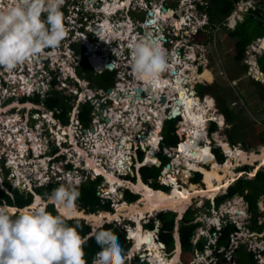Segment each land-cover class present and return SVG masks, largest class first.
Instances as JSON below:
<instances>
[{
	"label": "clouds",
	"instance_id": "1",
	"mask_svg": "<svg viewBox=\"0 0 264 264\" xmlns=\"http://www.w3.org/2000/svg\"><path fill=\"white\" fill-rule=\"evenodd\" d=\"M74 1L77 0H0V68H4L8 71H11L19 65V69H20V65L22 64L24 65L25 61L43 54V52L46 49H51V50L57 49L65 37L64 15L63 12L61 11L62 3L68 4ZM99 1L102 2L101 0ZM189 1L195 2V6L193 8H189V10L195 14V15H191V19L195 21L196 27L185 28V30H188V33L186 34L187 38H190V36L192 37V35L198 33V31L200 30H203L206 26H210V18L205 11L207 1L206 3H203L202 0H189ZM243 1L244 0H239L238 6L234 11L236 10L241 11L245 8L242 5ZM149 2H151V0H134V1L131 0L129 7L132 10H138V12L139 11L145 12L149 8L148 5ZM184 2L185 0H181L180 3L181 8L183 7ZM166 6L168 7V5ZM187 7L188 6H184L183 9ZM155 8L156 7H154L153 9ZM166 19L167 20L164 19L163 21L165 22L163 25L164 34H162L164 37H166L169 34L170 29L173 28V26H171L172 19L170 17ZM228 22L229 19H226V25L228 24ZM260 38L263 39L264 37H260ZM253 41L247 46L245 57L247 56H250V58L255 57V56H251L253 54H251L249 49V47L253 44ZM120 42H121L120 39L115 40L112 38L111 41H106L105 45L103 44L102 49L104 47H107L106 46L107 44L110 43L119 44ZM118 44H115L114 46ZM165 48H166L165 44L162 41H160L159 43V42H152L151 40H148L147 42L138 41L131 45V69L139 80H142L145 83H149V82L155 83L159 80L161 75L168 69V53ZM57 51H59L60 53L54 56V60H53L54 65L57 67H62L63 69L64 67H67L71 72H73V69L78 66V64L76 63L77 62L76 59H74L73 56L66 57L62 49H57ZM67 53H69V51H67ZM260 53L261 52H257L255 54L261 55ZM189 54H190L189 58L193 59L191 53ZM258 58L259 57H257V61L255 62L258 66V69H260L258 64ZM196 62L197 59H194L192 62L189 63L194 64L197 68V71L200 73L202 72L203 63L196 64ZM249 64L251 67L256 66L254 65V63H249ZM2 75H4V77ZM9 78L10 77L8 73L0 75V109L5 108L4 106L6 105L13 112L11 110H10L11 112H5L1 109L0 115H6L10 113V115L18 114L23 116L24 96H27L23 92L25 89L24 90L19 89V87L13 85L14 83L12 82L14 81L10 80ZM196 82L199 84H203V82L200 81H196ZM193 91L195 92L196 95L200 96V94L195 89H193ZM201 97L202 96H200V98ZM204 99L205 98H203V100ZM9 104H14V105L10 107ZM17 107L18 109L17 111H15L14 109ZM21 121L20 119L17 120V124L9 128H7L3 124V128H5L6 131L9 130L10 135L11 132H15V131H17L18 134H22L24 132L21 131L22 130L24 131L25 129L24 122H26L25 125H29V122L24 121V119ZM218 121H219L218 118H216L214 121L209 120L208 123L211 124L216 123L219 127L220 124ZM0 123H2V121H0ZM15 126H19V128L15 130L16 128ZM43 128H45L44 125ZM208 128L209 127L207 126L208 133L213 134V132H215V131L211 132L210 129ZM35 129H38V127H36ZM44 131H46L47 133L46 139L48 138L47 141L49 145H51L55 150L49 152H44L40 150L39 154H35V150L30 147H28V149L25 150V152H27L28 154L36 156V158L32 157L31 159L30 156L26 154L28 158V162L32 161L29 162V164L31 163L32 166L27 165V168L25 170L27 171V177L25 181H24V171L19 173L15 169V165H12V163H10L9 160H7V157H10L9 154L1 153L0 160H2V162L5 165L2 168H0V191H4L8 194H12L13 187L18 188L20 191H24L26 193L27 192L32 193L33 200L28 206L25 207L10 205L7 202L0 203V264H87L85 260V250H84V246L87 243V237H82V235L78 231V225L70 226L67 223V220L68 219L84 220L80 218H72L74 212V202L78 197V192H76L75 188L77 186H80L84 180L89 178L96 179L97 177L101 176L103 177L104 181H106V179L104 175H99L93 178L91 176L92 169L90 167L86 169L83 166L77 165L76 163L77 161L79 164L80 161L84 162L85 158L82 157L80 160L79 158L78 159L75 158L77 157L76 156L77 154L74 155L73 150L76 148H74L73 144L70 143L71 140L68 139L67 135H66L67 140L66 141L64 140L62 146H60L57 141L55 142L54 136H52V132L54 131L49 133L48 128L44 129ZM41 134H42L41 131H39L38 132L39 139ZM56 140H57V135H56ZM25 142L28 145V142L27 141ZM78 145L84 148V146H82L81 144L78 143ZM58 146L60 150H56ZM215 149L221 150L223 149V147L214 148L213 149L214 153H215ZM166 150L167 149L164 147L165 156L170 158V155ZM69 153H72V155L69 156L70 155ZM155 154L156 153H153V155ZM146 155H147V151L141 152V156L143 158L142 161H140L139 158L137 160H135L133 157L130 158L131 165H129L130 166L129 169L132 168V169L140 170L143 166L150 165V164L148 165L144 164ZM223 155L226 156L224 153ZM215 156H217L216 153ZM22 157H24V154L22 155ZM9 159L11 160V158ZM43 159H46L47 161V163L45 162L46 165L42 163L44 162ZM65 160H67L68 162H65ZM225 160L226 157L223 162H225ZM54 161L66 165V167L68 168L67 173L64 171L63 166L52 167L51 163ZM140 163H143L144 165H141L139 167L138 164ZM168 163H170L169 160ZM159 164H157L155 161L151 163V165H156V166H159ZM48 165L50 167H48ZM39 166L43 168L37 170ZM58 167H61L62 170H59ZM163 167L166 169L167 164L164 165ZM50 168H52L53 170ZM255 168L256 167H254V169ZM75 169L78 170V173L79 170L82 171V177H80L78 173L75 172ZM4 171L5 174L3 173ZM116 171L117 174H123L121 172H118V170ZM251 171H249V173ZM192 172L194 173L199 172L201 174V177L203 176L201 171H192ZM71 176L74 178L73 180L74 183L68 184L71 181V179H69L68 177ZM77 177H79V179L81 180H77L76 179ZM121 177L123 178V176ZM56 178H58L61 181L63 180L66 186H63L62 183L60 184V181H56ZM199 180H201V178ZM18 181H21L20 185L22 186L23 189L18 187V184H16ZM50 182L58 183L59 187L53 189L50 193H47L46 195L41 194L36 190L38 187L47 185ZM117 187L128 190L130 189L119 186ZM118 188H117V192H118ZM245 191L243 194L241 193L234 195L235 197L237 195H242V196L244 195L243 200L237 201L234 199V201L232 202V207L236 206L237 209L239 210V213L237 214L230 212L224 217V218H228V220L231 221V224L234 226V228L236 226L239 230H241V232H243L242 237L244 236L246 237L249 234V232H247L246 229L241 227L243 225H248L247 223L248 221L251 220L253 222L254 220L252 218V216H254L253 210L251 209L250 204L245 196L249 191L247 193H245ZM134 193L141 196L140 192L134 191ZM98 194H99V190H98ZM37 195L40 196L45 195L44 202H46V200L48 201L45 207L39 201H37L36 204L32 206V204L35 202ZM234 196L228 199H231ZM216 198L217 196L213 199L206 198L207 202L209 200L212 201V205L210 204V206H212L211 209L213 207L219 208L222 203L228 200L226 199L219 206H217ZM106 200H110V199H106ZM127 200L130 201L129 199ZM197 201L198 200H196V202ZM110 202L112 203V200H110ZM49 203H52L54 205V207L56 208L59 214L53 215L52 213L46 210V207ZM113 204L115 205V203ZM58 205L60 206V208L65 209V213L60 212V208L58 207ZM198 207H201V205H198ZM17 208L23 211L19 213L18 211L15 210ZM189 208L190 206L185 210V212ZM258 208L259 209L261 208L259 204H258ZM12 209H14L15 211L13 212ZM261 212H263V209H261ZM210 215H212V211L211 214L207 216ZM262 216H264V213H262ZM259 217H261V215ZM196 218L197 217L195 212L194 222H200L198 228L201 227L205 231L203 233L204 235L202 234V236H200L199 241L204 240L205 244L202 249L203 252H200L201 249L196 247L199 241L196 245L193 243L195 246L194 249H197L202 254L203 261L204 259H206L207 261V257L209 258L210 255H212V258H209L211 259V262L214 259H219V261L226 260L224 255L230 250V248H226V251L221 253L217 252L215 249V245L218 246L226 245L227 247V245L229 244V239L228 242L225 244H218L219 238L224 232L223 229L227 226L226 224H224V220L222 221L221 217L219 218L216 216L217 223L211 224V221H207L210 225H208V228H206L201 226L203 225L202 220L197 221ZM126 220L131 221L132 225L128 226L127 224H125ZM84 221L86 223L90 222L86 219ZM123 221L124 222L118 219L114 221V223L117 225L119 224V226L121 224H125L124 226L121 225V227L125 229L126 238L128 241H130L131 243L130 246L133 247L134 240L129 237L128 229L130 226L136 225V223L133 222L132 219H130L129 217L125 218ZM235 221L239 222V226L235 223ZM88 224H90L92 228L97 230V228L103 227L106 224V222L105 224L99 227L98 226L94 227L92 223H88ZM219 224H221L220 227L222 228V230L221 228H219L218 226ZM250 226H252V224ZM257 227H261L262 230L264 224L262 225L258 224ZM156 228H159V230L156 231L155 230ZM198 228L196 229L194 235H196ZM151 229H153L152 232H155L154 234L155 240L158 241L159 244L164 243L160 239V235H159L160 221L158 219H157V223L155 222L154 228ZM251 229H257V228H251ZM96 230L94 231V233L96 232ZM177 230L179 231V228L178 229L175 228V232ZM218 231H222V234L214 243L212 242L213 240L212 235ZM175 232H174L175 245L177 246L176 244L177 232L176 233ZM94 233L92 229V232L88 235V237L93 235ZM178 237L180 238V234L178 235ZM94 238L96 244L100 248V251L95 254L96 258L93 259L90 264H126L127 260H130L127 262L129 264H132V258L138 256V255H134L133 257H131V259L129 258L127 259L125 250L119 241V237L111 230H99L95 233ZM139 253H141L140 250H138V254ZM147 253L148 252H146V254ZM207 253H210L209 256H206ZM249 256L253 257V254H249ZM138 257L140 258V256ZM140 260L145 261V264H151L150 261H148V258L145 259L140 258ZM248 262L250 264L252 263L251 261Z\"/></svg>",
	"mask_w": 264,
	"mask_h": 264
},
{
	"label": "bare ground",
	"instance_id": "2",
	"mask_svg": "<svg viewBox=\"0 0 264 264\" xmlns=\"http://www.w3.org/2000/svg\"><path fill=\"white\" fill-rule=\"evenodd\" d=\"M78 1H80V0H78ZM82 1L87 3L88 9L90 11H92V12L96 11L98 13L97 10H99V9L96 8V6L98 5L97 0H82ZM103 1H104L103 2L104 3L103 11H99V12L100 13L104 12L103 14H105V15L103 16L102 20H96V25H98L100 32L95 35V37H97L98 39H101V43H102V41H111L112 38L116 39V40L120 39L121 41L124 42V44L126 43V41H128L130 43L132 41L133 42H138V41L147 42L148 40L154 39V37H157L158 39L156 41H153V42H159L160 43L161 40H160L159 36L154 35L153 32H151V33L149 32V35L140 36L134 32L135 28L132 26V24L130 22H127V20L115 22L114 20L111 19V17L109 18V15L114 10H116V9L122 10L126 7H129L131 0H126V1L125 0L124 1H121V0H103ZM186 1H188V0H185V2ZM185 2L183 5H187V3H185ZM243 3H244V7H245V4H247L248 2L243 1ZM194 6H195V2L193 4V7ZM156 8H157V11L155 10L156 12L152 11V13L155 16V19L148 21L146 24H141L140 27H143L142 25H145L144 26L145 28L149 27V29H150L153 26L157 25V24L155 25V20L156 21H157V19L167 20L166 19L167 17H170L171 19H173L172 20L173 23H175V25H177L179 27H180V25H182V22H179L182 18H184L183 19L184 24L182 26H188L190 21H193L191 19V14H189V13L187 15L185 12L182 11L183 13L181 12L180 17L176 20V19H174V17L172 18V16H174L173 11H170V13L166 14L167 11H165V9H163L161 7L159 8V6ZM162 10L164 11V13ZM69 21L71 22L73 20L70 19ZM232 23H234V21ZM68 28L70 29L71 26H68ZM66 33L67 32L65 30V34ZM132 44L133 43H131V45ZM87 45H88V50L90 51V53H89L90 59H96L98 61V64L102 65V63L104 62V58L102 57L101 53H99L100 51H98V44L93 43L92 45H90L88 42ZM249 49H250L251 54H253V55L257 52H263L264 51V39L259 40V42L253 43L249 47ZM111 50L116 51L115 56L117 55L120 58H122V55L125 54L122 47H120V48L113 47L110 50L107 47L104 48V51H106L105 54H109V52ZM68 51H70V49H68ZM113 51H111V52H113ZM194 57H195V55L193 54V58ZM174 58H175L174 60H171L170 62H168V69L161 75L159 80L155 83H151V82L145 83L144 81L139 80L132 70H131V75L136 80L133 81L134 79H132V82H131L129 87H128V83H126V82H120L119 83L118 88L126 89L125 92L127 93V97L128 96L131 97L133 95L132 93H136L137 91L139 94L144 93L143 90H142V92H140L139 88H142L144 90L151 88V89H153V91L151 93L153 94L155 92L154 96L155 95L156 96L154 99L152 98V95L149 94V96L151 95L152 100L149 99V97H147V98L144 97L143 94H142V97H139V99H137V100H131L130 98L125 99V100H128L127 102H129V106H132V104H131L132 101H136L135 103H133L134 110L137 113H139L140 111H143V110L146 111L145 113H147L149 116L144 115V118H145L144 121L145 120L149 121V122L152 121L153 125L151 127L152 128L156 127V128H154L153 131H151L147 134L150 136V140L146 143L147 135L142 136L143 133L145 132L144 123H143L144 121L139 120L138 122L136 121L137 123H135V121H133L135 116H134V118H130L129 121L133 125L134 131L136 132V130L137 131L140 130L138 132L139 134L138 133H134V134L137 135L138 137L142 136L141 137L142 140H140V141H141L143 147H146L147 145L152 146V144L154 142L156 145V146H154V151H156L157 147L159 149V145H160L161 140H159L158 137H161V136H159L160 134L158 135V131H159V129L162 128L163 123L160 122V124H158L157 122L159 120H162L165 117H166V120H169V119H174V118L181 116L183 114L186 117V120H184V121H186L185 124H187L188 126H190L191 124H195L196 127L198 128V131H195V129H190L188 127L187 128L184 127L181 129L180 125L183 126V124H181L182 122H178L179 124L177 125V127H178L179 131L181 130L183 132L184 131L188 132L194 140L204 142L205 145H206V142H208V138L211 141H216V142L219 141L220 146L224 147L226 149V152L230 158H234V157H237L238 159L248 158L247 163L252 164L255 161H260L261 164H264V148L261 149V151L259 153H256V152L248 153L241 148H236L237 150L233 149L230 146V144L228 142H226L223 137H221V135L219 133L215 134V136H217V138H215V136L211 137L209 135L207 127H206V125H204L205 121H206L204 116L209 112L210 106H208L207 103H205V102L206 101L210 102V104L213 105L215 100H214V98H211L208 96V97H206V101H205V99L202 101V99L200 98L199 95H196L193 90H190L188 88L185 89L184 85L187 82H189V84H191V87H192L191 89H193L195 86L194 84L196 83L197 80L204 79L206 81H212L214 79V75H213L212 71L209 70L207 67L204 69L203 72L199 73L197 71L196 66L194 64L188 62L190 60L189 58H188V60H186V57H185V60L184 59L181 60V59L177 58V56H175ZM114 62H115V66L119 65V63H116L117 61L115 59H114ZM125 63H126L125 65H128V63H130V61L125 62ZM184 64H187L188 66L184 65ZM27 65H28V63H27ZM254 65H256L255 66L256 67V76H258L259 78H262L263 74L257 68L256 62L254 63ZM30 67L32 68L31 62H30ZM67 69H68L67 67H64V70H67ZM173 69H176L178 71L177 76L179 79L177 82L173 81L174 76H175L172 72ZM24 71H26V69H24V67L21 69H18V70L13 69V70L9 71L8 73H10L9 74L10 80H13L14 81V82H12V83H14L13 85L19 87V89H23V90L25 89L28 91L33 90V88L36 85H38L37 83L32 82V80H31L32 79L31 72L33 71V69H30L28 74L27 73L24 74ZM188 72H189V75L187 74ZM166 73H167V75H166ZM0 75H1V73H0ZM34 79H37V77H34ZM116 95L117 94H112L111 96L114 99H116L117 98ZM164 95H166L167 97ZM157 97H158V99H159V97H161L162 102L164 104L165 103L166 104L165 105L160 104L161 106L154 109L151 107L152 105L150 103L153 102ZM168 98L171 99V101H168ZM178 98H180L183 101L182 104H178L176 102V99H178ZM150 109H154L153 110L154 115L157 114L158 118H160V119H158L157 117H156V119L152 118L153 114H151ZM126 112H128V111H126ZM140 113H142V112H140ZM211 113H212V111H211ZM107 114L110 116V118L107 122L108 124L101 123V127H99L100 130L105 126L107 127L105 130H103V131L101 130L103 137L100 134L97 135L98 134L97 131H95L97 133H92V134L89 133V137H87V139L89 140V143L92 146L91 147L92 151H93L92 153H86L87 152L86 149L81 148L78 145V143L77 144L74 143L75 148L79 152V156L80 157L84 156V158H85L84 162L80 161V163L78 164V161H77L76 163H77V165L83 166L86 169L88 167H90L92 169L91 176L93 178H95V176H97V175H104V177L106 176L105 178L107 179V182L109 184H111V188H109L107 190L108 193H111L112 191L116 192L117 188H116V185H114V184H117L119 181H123V183L119 182L120 183L119 187H125L123 185L126 184L127 187H125V188L131 187L134 189L135 192H140L143 196V199H142L143 202L142 203H144V205H142V206L141 205H134V204H132L133 202L131 204L128 202L124 204V202L121 200L120 202H118V204H116V206L119 205V207H121V208L117 207V209L114 208V210H108V212H102L101 210H99V211H96L93 213H85L83 210H78L77 206L80 208V205L78 203L74 202L73 216H75V217L72 216V218H80V219H84V220L86 219V220L90 221L94 225V227H96V226L99 227V226L105 224V222L110 223L111 221H116L117 219L112 220V219H114L112 217H113L114 212L116 210H118V211H116L117 212L116 216H119L118 217L119 219H122L123 217L124 218L129 217L130 219H136V221L138 223V227L136 229L134 227H130V229H129L130 230L129 231L130 237H133V236L136 237V239L138 240L139 246H141L145 243L148 245V247H150L152 249L153 255L150 257L152 264H177L180 260V255H181V242H180V238L178 237V234L176 233L177 234V238H176L177 239V246H176V250L174 252V256L172 255L171 257H167V255H162V256L157 255L156 254L157 249L153 245L152 241H150L148 238H145L144 236H142L140 231H139L140 220H142V218H144V217H147L146 214H148V213L151 215L154 214L156 212V209H157V211H159V210L161 211L162 209L163 210L171 209L174 211L177 210V211H179L180 214H182L189 206L191 207L194 199H198V200L201 199V201H202V200H204V198H211V199L215 198L220 192H223L224 189L226 191L228 189L229 184L233 183L232 181H235L241 175V173L236 174V172H235L236 168L234 170V167L239 166V164L234 165L230 162H226V163L220 162L218 160L217 156H215V153L213 151L214 148L212 149V147H211V148L206 150V147L204 145H202L199 149V153L201 150L204 153H202V154L200 153L199 155H192L190 153V151L188 150V148H187L188 146L186 145V143H183V141H180L177 145H166L165 146L169 155L172 158V162H170V166L167 167L163 171L162 174L160 173L159 179H158V181L161 184L168 186V187H171L170 192H164V190L161 191V189H157V188L151 186L146 181H144L141 178V176H139V178L137 177L139 180L137 179L136 181L135 180L133 181L132 179H124L120 176V174H117L116 170H119L123 174H126L127 170H129V166L125 164L124 158L125 159L130 158L129 154H130V145L131 144L127 143L128 136H125L122 138V143H120L118 145L120 150L116 149V145H115V141H114L115 139L112 138L113 137L112 131L115 134L122 135L123 132L121 131L120 128L126 122L128 123V117H124L123 115H121L120 112L115 111L113 109L108 111ZM212 115H213L212 117H208L207 124H208L209 120L214 121L216 119V116L214 114H212ZM222 117H220V119L218 118V120H219L218 122L220 125L221 124L223 125V123L225 121L224 117H223V121L221 120ZM4 119H5V120H3L4 123L3 122L2 123L6 127L14 124L13 120H11L10 118H8V119L4 118ZM138 125H139V127H137ZM99 126H100V124H99ZM145 126H146V124H145ZM15 127H16L15 130H17V128H19V126H15ZM112 128L115 130H112ZM205 130L207 131L206 138L203 136V134L199 133V131L204 133ZM29 131H30V129H29ZM58 135H60V134H58ZM106 135H108L110 137H106ZM126 135H127V133H126ZM135 135H133V136L135 137ZM13 136L10 134L8 135L5 128H0V138L3 141V145H1L2 143L0 144V157H1V153L9 154L10 157H7V160H9V162L12 163V165H15L16 166L15 169L20 173V172L24 171L23 166L26 167L27 165H29L25 150L28 149V147H30V148H33L35 150V154H39V151L43 148L44 145L41 142V140L38 138V132L36 130L30 131V132L24 134V136L19 134V135H17L18 138L13 137ZM103 138H104V140H103ZM136 140H137L136 142L138 143L139 138H136ZM25 141L28 142V145ZM0 142H1V140H0ZM12 145H14V148H12ZM124 145H126L125 149H124ZM178 145H181V147H180L181 153L178 155L177 154H171L170 150H168V149L170 148V149L176 150ZM170 146H172V148ZM220 146H217V147H220ZM122 150H124V151H122ZM109 152H112V153H109ZM23 154H24V157H22ZM148 154H150V153H148ZM155 155L152 156L155 159H157L155 162L157 164L161 163L160 159ZM9 158H11V160ZM106 158H107L106 161L108 163L105 162ZM43 161L47 163L46 159H43ZM153 161L154 160L150 159L147 163H152ZM109 164L113 167V169H109V170L107 169L110 167ZM141 165H144V164L140 163L138 166L140 167ZM178 165H183V169L177 168L176 166H178ZM174 166H175V168L178 169V171H181L182 173H184L186 175H188L186 170L191 171V172L192 171H201V173L203 175L202 177L204 180V184L206 183V185L205 186L198 185L197 187H195L196 185L194 186V184H196V183L193 182L192 186L186 187L184 184H181L179 182L178 177L174 178V176H176V174L172 171V168ZM101 167L105 168V170H103V168H101ZM58 168H59V170H62L61 167H58ZM38 169H41V167L39 166ZM251 173L253 174L255 172H250V174ZM25 174H27V173H24V175ZM186 175H183V178L185 181L187 178ZM167 176H170V177H167ZM26 177L27 176H24V181H25ZM69 179L72 180L73 177L71 176ZM188 181L189 180H187L186 182H188ZM20 183L21 182H19V184ZM16 184H18V182ZM111 189H112V191H111ZM41 197L42 196L37 195L35 202L32 204V206L34 204H36L37 201H39L40 203H43L42 205L45 207V205L48 201L46 200V202H42ZM124 201H126V200H124ZM58 207L60 208L59 205H58ZM123 209H125V210H123ZM12 211L14 212L15 210L12 209ZM231 211H232L231 213H235L236 211H238V209L236 206H234L231 209ZM60 212L65 213V209L60 208ZM123 212H124V214H121ZM106 213H108V214H106ZM238 213H239V211H238ZM209 219L213 220V222H211V224L217 223L216 222L217 221L216 216L210 217ZM100 222L102 224H100ZM144 251H147V249H145ZM144 251H141V253ZM133 252H135V249H133ZM143 255H145V253H143Z\"/></svg>",
	"mask_w": 264,
	"mask_h": 264
},
{
	"label": "flooded vegetation",
	"instance_id": "3",
	"mask_svg": "<svg viewBox=\"0 0 264 264\" xmlns=\"http://www.w3.org/2000/svg\"><path fill=\"white\" fill-rule=\"evenodd\" d=\"M157 1L151 0V2L148 3L149 8L144 12L145 15L143 19H136L134 16L131 15V13L133 12L138 13V10H132L130 7H126L122 9L120 12L119 10L115 12L117 14L119 13L118 14L119 16L117 19H114V21L116 22V21H126L127 20V22H130L132 26L135 28V33L140 36L149 35V32L150 33L153 32L154 35L159 36L160 40L165 44V47H166L165 49L167 50V53H168V62H170L171 60H174L175 56H177V58L181 60L186 57V60H188L189 55H190L188 53L190 52L192 54V57H193V54L195 55V57L193 59L189 58L190 60L188 62H192L194 59H197L196 64H199L198 59L200 60L201 57L199 58V56L200 55L202 56V53L198 52L197 47L195 51L193 48L189 47L190 45L188 43L189 38H187V36H179L178 34L171 33L172 29H176L179 27L175 25V23L172 22L171 26H173V28L170 29V32L166 37L162 35L164 34V28H163V25L165 23L163 22L164 19H157V21L155 20V25L156 24L157 25L153 26L150 29L149 27L148 29L147 27L146 28L140 27L141 23L146 24L148 21L155 19L154 14L152 13L153 14L152 15L150 13L155 10L157 11V8L153 9L154 6L155 7L159 6V8L160 7L167 8V10H165L167 11L166 14L170 13V11H173L174 16H172V18L174 17V19H178L180 17L181 12L182 11L184 12V9L181 8V4H180L181 0H174L177 2V5H174L171 0H157ZM253 1L255 3L254 6H257L259 9H262L261 13L263 14L264 13V0H253ZM78 3H79L78 0L72 3H68V4L62 3L61 11L63 12V15H64V27L67 26L65 29L67 33L65 34V37L62 40L60 46L57 48V49H62L66 57L73 56V58L76 59L77 61L76 63L78 64V66L73 69V72H71L69 69L64 71L62 67L55 66L53 60H54V56L56 55L57 49L55 50L46 49L43 52V54L29 59L30 61L34 62L35 66L38 64V66H40L41 68L37 66L39 68L37 70L38 76H35L37 77L38 85H36L33 88V90L24 91V94L27 95V96H24V121H28L29 126L32 129H35L36 125L40 126L41 128L40 130L42 133L40 135V140L44 145L41 151L49 152V151L55 150L51 145H49L47 141L48 138L46 139L47 133L46 131H44V129L48 128L49 133L54 131L52 132V136H54L55 142L57 141L55 133H57V131L60 132L62 130H66L68 132L67 137L68 139L70 138L72 139V140L70 139L71 140L70 143L73 144L74 147H75L74 143L75 144L79 143L82 146H84L83 149L87 150L86 153H92L93 152L91 148L92 146L89 143V140L87 139V137H89V133L92 134V133H97V132L103 137V135L100 133L99 127H101V123L108 124L107 123L108 120H106L105 118L110 117L107 114V112L113 109L115 111L120 112L121 115H123L124 117H128L127 126L125 128H120L121 131L123 132L122 135L115 134L112 131V135H113L112 138L115 139L114 141H115L116 149L120 150L118 145L122 143L123 137L128 136L127 143L131 144L130 145L131 154H129V157L130 158L133 157L135 160L139 158L140 161H142L143 158L141 156V152L147 151V154L148 153L152 154L153 151H152L151 145L150 146L147 145L146 147H143L140 141L142 140L141 137L144 135H147L149 132L153 131L154 128L156 127L154 128L151 127L153 125L152 121L150 122L146 120L144 121L145 119L144 115L149 116L147 113H145L146 111L139 110L142 113L140 112L137 113L134 110L133 103H135L136 101H132L131 102L132 106H129V102H127L128 100H125V99L130 98L131 100L133 99L137 100L139 99V97H142V94H143L144 97L146 98L149 97V99L152 100V98L154 99L156 96V95L154 96L155 92L152 94L151 92L153 91V89L148 88L145 90L143 89L144 93L139 94L137 91L136 93H132L133 95L131 97L130 96L127 97V93L125 92L126 89L118 88L120 82L128 83V87H129L132 82V79H134L131 75V70H132L131 69V43L125 44L128 50L126 49V53L123 54L124 56L122 55V58L118 57L117 55L115 56L116 51H113V50H111L113 51V53L109 52V54L104 56V59L106 56H108L110 58V61H112L111 56L114 55L113 58L117 61L116 63H119V65H116L114 69L112 70L103 69L101 72H99L91 66L90 56H89L90 51L88 50V45H87L88 42L90 45H92L93 43L100 44L98 46V48H100L99 49L100 52L104 51L102 50V47H103V44L105 45L106 43V41H102L101 43V39H98L97 37H95L97 33H95L93 30L94 28L99 29L98 25H96V20H102L103 16L105 15L103 14L104 12H101V13L99 12V11H103L104 5L98 4L96 6V8L99 9L97 10L98 13L96 11H95L96 13H93L90 10H86L85 9L86 5L84 4L81 5L82 10L75 9L74 7L79 5ZM166 5H168V7ZM250 6H252V4H250ZM257 10L258 9L256 7L255 9L250 10L249 17H250L251 23H252V18H253L252 16L255 15L256 18L258 17ZM109 18H110V15H109ZM70 19H72L73 21L70 22L69 21ZM111 19L113 20V18ZM68 21L70 23H68ZM244 22H246V19L244 20ZM69 24L71 26L70 29L68 28ZM239 25L240 24H238L234 29L239 28L238 27ZM241 28L242 27H240L239 29ZM231 31L234 32L233 30ZM187 33H188V30H186V33L184 34H187ZM253 34L256 35V37H259L258 36L259 33L257 31H255ZM115 44H118V43H110V44H107L106 46L110 50ZM66 46L70 49L69 53H67ZM118 46H121L120 43L114 47L117 48ZM29 60L24 62V69H26V71H24V74L26 73L28 74L30 71L29 69L30 61ZM129 61L130 63H128V65H125L126 64L125 62H129ZM200 63L202 64V62ZM86 65H89V67L92 69V72L84 69V66ZM106 70L113 72L112 73L113 83L110 86H107L106 84H104L103 80H101L100 78L101 77L100 74L104 73ZM8 72H9L8 70L4 68H0L1 74H6ZM9 74L10 73H8V75ZM2 76L4 77V75ZM135 80L136 79H134L133 81ZM112 94H117L116 95L117 98L114 99L111 96ZM149 94L152 95V98H151V95L149 96ZM137 95H139V97H137ZM168 101H171V99L168 98ZM150 104L152 105L151 106L152 108L156 109L161 105H165L166 103L164 104L162 102L161 97H159V99L157 97ZM209 106L211 110V107L213 106L211 105ZM101 108L103 109L102 111H100ZM154 109H150V112L151 114H153L152 118L156 119V117L158 118V115L157 114L154 115L153 113ZM3 111H7V110H3ZM9 118L13 120L11 117ZM130 118H134L133 121H135V123H137L139 120H142L144 121L143 122L144 124L148 123L150 125V126L148 125V129L143 133L141 137H138L137 135L134 134L135 131L133 129V125L129 121ZM15 120L17 121L19 120V118H16ZM159 121L163 123L162 128L159 129L158 131V135L160 134L159 136H161V137H158V139L161 140V142H160L158 151H156L155 153L157 156L162 157L163 155L165 156L164 147L168 145L166 143V135L164 133V127H165L164 125L167 120L165 117ZM24 124H26V122H24ZM178 124L179 123H177V125ZM43 125L45 128H43ZM112 130H115V129L112 128ZM139 131H137V133ZM126 133H129L130 135H126ZM133 135H135V137ZM136 138H139L138 143L136 142L137 141ZM0 140H1V143L3 144V141L1 138ZM56 150H60L59 146L57 147ZM146 158H147V155H146ZM256 171L257 170H254V172ZM120 176H123L124 179H131L129 178V175L126 176L124 174H120ZM167 177H170V176H167ZM192 177H191V181L190 180L188 182L185 181L184 185H188V183L192 184L193 183ZM154 181L157 182L156 179ZM149 183L151 184L152 182H149ZM127 191L128 189L125 190L126 195H127ZM129 191L132 192V190L130 189ZM127 199H129V197L125 199L124 196L122 195L120 200H127ZM238 211H236L235 213L238 214ZM229 212H232V211L230 210ZM134 238L136 239V237ZM136 240H135V248H134L135 251L139 246ZM149 240L152 241L153 245L156 247L157 255H160V256L165 255V254H162L158 250L153 239L149 238ZM132 248L133 247L130 246L126 252L127 259L129 258V254H130L129 252H130V249ZM162 249L163 250L166 249L169 252H172L174 250L173 253H171V256H172L175 252L176 245L171 249L166 248V246L163 247ZM195 250L198 251L197 249H194L191 252L195 253ZM182 251H185V250L182 248V245H181V253ZM146 252L148 253L146 254ZM146 252H142V253H145V255L143 256H149L150 258L153 255V251L150 247L147 248ZM200 252H203V250H200ZM140 254L141 253H139L138 256H140ZM209 254L210 253H207L206 256H209ZM132 255H133V251H132ZM209 258H212V255H210ZM149 260L151 263L152 262L151 259ZM127 261H130V260H127ZM127 264L129 263L127 262Z\"/></svg>",
	"mask_w": 264,
	"mask_h": 264
},
{
	"label": "rangeland",
	"instance_id": "4",
	"mask_svg": "<svg viewBox=\"0 0 264 264\" xmlns=\"http://www.w3.org/2000/svg\"><path fill=\"white\" fill-rule=\"evenodd\" d=\"M155 1H157V0H155ZM171 1H172V3L174 5H177L176 1H174V0H171ZM202 1H203V3H206V0H202ZM244 1L246 2L248 0H244ZM238 2L239 1H237L235 3L234 8L231 11V13L237 8ZM84 3L87 4L86 2H83L82 0H80L79 3H78L79 4L78 6L81 7V5L84 4ZM185 3H187V5H183V7L184 6H188L187 10H189V8H193L194 2H189V0H188ZM248 3L246 4V6H245V8L243 10L235 13V18H237V21L235 20V22L231 24V27H228L226 25V19L228 17V15H227L226 19L223 22L217 23L215 26H206L203 30L198 31V33H195L192 37L190 36V38L188 39V43L190 44L189 47L193 48L194 50H196V47H197L198 52L202 53V56L201 55L199 56V58L201 57L202 59L201 58H200V60L198 59V63H200V62L203 63L202 72L207 67L209 70L212 71V73L214 75V79L212 81H206L204 79H199L197 81L203 82V85H205V86H214L215 88L218 87V86L221 87V89H219V91H220L219 95H214V94L208 93V92H205V94L200 95V96H202L201 97L202 101H203V98H205V101H206V97H208V96L211 97V98H214V100H215L213 105H211L210 102H207V101L205 102V103H207L208 106L211 105L213 107L204 116V118L206 120L204 125H206V127L208 126L209 127L208 129H211L212 124L211 123L207 124V120H208V117H212L213 116L212 114H214L216 116V118H219V119H220V117L223 116L224 120H225L223 125L222 124L219 125V129L215 130V132L212 131L213 134L209 133V135L211 137L212 136L214 137L215 134L219 133L221 135V137H223L225 139V141L228 142L233 149L241 148V149L245 150L248 153H252V152L259 153L261 151V149L264 148V141H263V138H264V75L262 77L263 79L262 78L256 79V77H257L256 76V67L255 66L251 67L249 63H255V61H256L255 58L260 57L261 55H264V51L262 52L263 54H261V55L254 54V55H251V56H255V57H251L250 58V56H247V57L243 58V60L236 62L234 56H235V54L237 52L236 42L238 41L239 37L238 36L233 37L232 31H231V30H233V31L237 32L238 28H236V29H234V28L238 24H240L238 26L239 28L240 27L244 28L245 24H246V22H244V20L246 18L248 19V22H249V26L246 27L247 31H251L252 30L251 32H253L254 29L255 28L257 29V27H259L260 25H263V27H264V23L263 22L261 23L262 19H261L259 14H258L257 18H256L255 15L252 16L253 18H252V23H251L250 17H249L250 10L255 9V7L257 9H259V8L257 6H254L255 3H254L253 0H249ZM250 4H252V6H250ZM242 5L244 7V3ZM117 10H119V12L121 11L120 9H116L110 14V17L113 18V20L117 19L118 16H119L118 15L119 13L118 14L115 13ZM93 13H96V12H93ZM131 15L134 16L136 19H143L145 14H144V11H139L138 13H134L133 12V13H131ZM183 19L184 18H182L180 20V22H182V25L184 24ZM193 22L194 21H190V23H189V25L187 27L192 26ZM68 23H70V22L68 21ZM69 26H70V24H69ZM142 26H143V28H145L144 27L145 25H142ZM66 27H65V29H66ZM134 32H135V30H134ZM241 32L244 33V31H241ZM210 33H212V34H210ZM260 37H264V36L263 35L262 36L259 35V37H256L254 39L253 43L259 42V40H261ZM127 43H130V42L126 41L125 44H127ZM131 43H134V42L132 41ZM125 44H124L123 41H121L120 42L121 46H118L117 48L122 47L124 52L126 53V49L128 50V48H127V46ZM99 45L100 44H98V46ZM104 48H103V50H104ZM68 49L69 48L67 47L66 50L68 51ZM99 49L100 48H98V50ZM104 52L105 51H102V52H99V53L105 54ZM58 53H60V52L56 51V54H58ZM113 57H114V55L111 56L112 59H113ZM183 59L185 60V58H183ZM30 62L32 63V68L29 66V69H33V71L31 72V75H32V79L31 80H32V82L38 83V80L34 79V77L38 76L37 75V72H38L37 70L39 68H41V67L38 66V64L35 66L33 61H30ZM184 65H187V64H184ZM20 66H21L20 69L24 67L23 64L20 65ZM257 68H258V66H257ZM18 69H19V65L15 68V70H18ZM84 69L92 72V69L89 67V65L84 66ZM259 70L261 71V69H259ZM187 74L189 75V72ZM9 77H10V75H9ZM198 84L199 83H197V82L194 84L195 86H194L193 89H195L196 91H197V85ZM184 88H188L190 90H193V89H191L192 87H191V84H189V82H187L184 85ZM221 99H226L227 100L226 103L230 106V108L232 109L233 113H235V115H237L238 118H239L238 125H236L234 128L231 127L230 125H227V120H226L225 114L222 113L221 106L219 105V102H220ZM9 105H10V107H12L14 104H9ZM1 109L2 110H7L5 112H11L12 111L10 108H8V106H5V108H1ZM17 109H18V107L15 108L14 110L17 111ZM209 109H210V107H209ZM211 111H212V113H211ZM0 112H1V110H0ZM9 117H11L14 120L16 118H19L20 121L24 119V115L23 116L22 115H18V114L10 115V113H9V114H6V115H0V121L3 122V120H5L4 118L8 119ZM14 120H13V122H14L13 125H16L17 121L16 120L14 121ZM221 120L223 121V118H221ZM21 122H23V121H21ZM181 122H182L181 124H183V126L180 125L181 129L184 128V127H186V128L188 127L190 129H195V131H198V128L196 127L195 124H191L190 126H188L187 124H185L186 121H181ZM3 123H0V128H3V125H2ZM127 124L128 123L126 122L123 126H121V128H125L127 126ZM158 124H160V121H158ZM13 125H9L7 128L12 127ZM148 125H149L148 123H146V126L144 124L145 131L148 129L147 128ZM24 126H25L24 131L23 130L21 131V132H24V133L20 134V135H23V136H24V134L27 131L28 132L33 131V130H36L37 132L41 131L40 130L41 128L38 125L35 126V127H38V129H32L29 125H25V124H24ZM137 127H139V125ZM29 129H30V131H29ZM6 132L9 135L10 131L7 130ZM181 132H183V131H181ZM135 133H137V130H136ZM199 133L203 134V136L206 138V133H207L206 130L204 131V133H202L201 131H199ZM11 135L12 136L14 135L13 137L18 138L17 135H19V134H18L17 131H15V132H11ZM106 137H110V136L106 135ZM215 138H217V136H215ZM198 142L201 143V146L205 144L204 142H201V141H198ZM0 144H1V142H0ZM1 145H3V144H1ZM154 146H156V145L153 142V144L151 146L153 153H155L158 150V147H157L156 151H154ZM196 146L200 147L199 145H196ZM217 146H220L219 141L218 142L211 141L208 138V142H206V145H205L206 150L211 148V147L213 149L214 147H217ZM170 147L172 148V146H170ZM180 147H181V145H178L176 150L170 149V148L168 150H170L171 154H177L178 155V154L181 153ZM12 148H14V145H12ZM187 148H188V150L190 151V153L192 155H199L200 153L201 154L204 153V152H202V150L200 151V153L199 152L195 153L189 147H187ZM221 150L223 152L224 148L221 149ZM73 153H74V155L77 154L76 155L77 157H75L76 159H78L80 157L79 156V152H78L77 149H74ZM109 153H112V152H109ZM223 153L226 155L225 156L226 160H225L224 163L230 162V163H232L234 165L239 164V166H235L234 167V170L236 168V171H235L236 174H240L241 173L240 176L242 178L252 179L248 175H246L247 173H245V171L249 172V171L252 170L251 172H254V170H257L256 173H255V175H256L258 173V171L264 169V164H261L260 161L253 162L252 164H250V163H247L248 158H243V159H238L237 157L230 158L227 155L226 152H223ZM26 154H28V153L26 152ZM130 154H131V152H130ZM28 155L30 156L31 159H32V157L36 158V156H33L31 154H28ZM69 156H71V155H69ZM152 156H153V154H147V158H146L144 164H146L150 159H152L154 161L157 160V159H155ZM26 157H27V155H26ZM82 157H84V156H82ZM82 157H80L79 159H81ZM158 157H159L160 162H161L158 167L161 169V174H162L164 169H165L163 166L168 164V160L170 162H172V158H171V156L169 158V157H166L164 155L162 157L161 156H158ZM225 157H224V159H225ZM106 160H107V158L105 159V162H107ZM29 162H32V161H29ZM42 163L44 165H46L45 162H42ZM51 164H52L51 165L52 167L63 166L64 171L66 173L68 171V168L66 167V165H63L60 162L57 163V161H54ZM4 165L5 164L2 162V160H0V168H2ZM29 165H31V163ZM245 165H248L249 169L245 168ZM259 165H261V166L259 167ZM148 166H151V163ZM48 167H50V166L48 165ZM176 167L183 169V165H178ZM254 167H256V168L254 169ZM26 168H27V166L26 167L23 166L24 173H27V171H25ZM101 168H103V167H101ZM177 168H175V166L172 168V171L176 174V176H174V178L178 177L179 178V182L181 184H184L185 180L183 178V173L181 171H178ZM50 169H52V168H50ZM107 169L108 170L109 169H113V167L110 165V167L107 168ZM37 170H39V169H37ZM103 170H105V168H103ZM186 171H187V174L189 175V177L187 179L191 181V177L195 176V173L191 172V171H188V170H186ZM3 173L5 174V171ZM190 173L192 174V176H191ZM78 175L80 177H82V171L79 170ZM125 175L126 176L129 175V178H131L132 180L133 179L136 180V179L139 178V176H141V178L144 180L142 172H141V169L138 170V169H132L131 168V169L127 170V173ZM24 176H27V174H25ZM240 176H239V178H241ZM68 178H70V177H68ZM76 179L77 180H81V179H79V177H77ZM73 180H74V178L68 184L74 183ZM201 180L203 181V177H201ZM201 180H199L196 184H194V186L195 185H196L195 187H197L198 185L205 186L206 183H205V185H202L201 184L202 183ZM56 181H60V184L62 183L63 186H66V184H64L63 180L61 181L58 178H56ZM19 182H21V181H18V187L23 189L22 186L19 184ZM119 182L123 183V181H119ZM119 182L117 184H114V185H116V188H118L117 186L120 185ZM149 182H152V177L149 178ZM232 182L234 183V181H232ZM152 184L153 183H151V185ZM159 184L162 185V186H161V188H157V189H161V191L164 190V192H170V187L167 186L168 189H166L165 187H163L165 185L161 184L160 182H159ZM13 186H14V184H13ZM123 186L127 187L126 184H124ZM185 186L188 187L187 185H185ZM109 188H111V184H109L107 182V179H106V181L103 180L101 182V185L99 186V189H98L99 192H100L99 195L102 196L105 199L112 200V203L110 202L111 208H113V205H114L113 203H115L114 208L117 209V207H119V205L116 206V204H118V202L121 201L120 199H121L122 195L124 196L125 199L128 198V196L125 194V190L126 189L118 188V192L117 191L113 192L112 189H111L112 192L108 193L107 190ZM129 188L134 193V189L131 188V187H129ZM227 191H228V189L226 191H224V192H220L217 196H219L221 194H224V193H227ZM109 197H111V198H109ZM41 198H43L41 201L44 202L45 195H42ZM142 199H143V196L141 194V196L139 195V198L136 199V201L133 202V203L129 202V201H123V200L122 201L124 202V204L128 202L130 204L132 203L134 205H141L142 206V205H144V203H142L143 202ZM235 200L240 201V200H238V198H235ZM232 201H233V199H232ZM201 202H202V204H201ZM209 203L212 205V201L211 200H209ZM241 203H243V202H241ZM41 204H43V203H41ZM258 204H259V206L261 208L260 209L259 208L255 209L253 211V214H254L255 217L252 216V218L254 219L253 222H251L252 226H250V228L248 227V225H243L241 227V228L246 229L247 232L249 230L251 231V228H254L253 226L257 224V218L260 215L262 216V213H264V197L263 196H261L259 198ZM198 205H201V207H198ZM192 207L196 209V211H195L196 212V217H197L196 219L200 218L202 220V222H203V225H201V226L208 228V225H210V224L207 221H210L209 218L213 217V216L212 215L207 216V215L211 214V207H212V206L208 205L207 199H205L204 201L203 200L201 201V199H200L197 202H196V199H194L190 208H192ZM119 208H121V207H119ZM77 209L81 210L78 206H77ZM261 209H263V212H261ZM100 210L102 212H108V210H102V209H100ZM123 210H125V209H123ZM96 211H99V208ZM116 211H118V210H116ZM116 211L114 212L112 218L119 219L118 218L119 216H116V214H117ZM159 211H157V209H156L155 213L157 214V212H159ZM165 211H167V210H165ZM106 214H108V213H106ZM121 214H124V212L121 213ZM156 214L151 215V214L148 213V214H146L147 217L142 219L143 220V226H144L145 229L150 228L149 227L150 220L152 218L155 219L157 217ZM73 217H75V216H73ZM124 219L125 218L123 217L122 219H119V220L124 222L123 221ZM111 222H114V221H111ZM155 222L157 223V219H155ZM100 224H102V223L100 222ZM125 224H127L129 226V225H132V222L126 220ZM125 224H121V225L124 226ZM133 225H134V223H133ZM135 226L136 225H134V227ZM137 227H138V224H137ZM248 235H247V237L244 240H248V243H249L250 242L249 240H251V239L248 237ZM129 237H130V233H129ZM130 238L134 240V244H133L134 246H133L132 249H130L129 259H131V257H133L134 255H139L138 254V250H140V252H141V251H144L145 249L148 248V245L144 243L143 245H141V247L138 246V248L136 249L135 252H133V255H132V251L135 248V238L134 237H130ZM136 242L138 243V240H136ZM206 243H207V241H206ZM248 243H246L245 246H247ZM245 246H241L240 248L238 247V249L235 251V253H233L235 255V259L237 260L238 264H249L248 261H251L250 256L247 255L246 252H245ZM164 251H166L165 253L167 254V257H171V253H173L174 250L172 252H169V251H167L165 249ZM173 256H174V254H173ZM134 258H136V257H133L132 259H134ZM140 258L141 259H145V258H149V256H142L140 254ZM199 258H200V260H199ZM199 258L197 257V253H194V252L192 253V252H189V251H182V253L180 255V260H179V262L177 264H213L211 262V259H209L208 257H207V261H206V259H204V261H203V259H202L203 257H201V256ZM149 259H148V261H150ZM253 260H254V264H255L256 261H255L254 255H253ZM201 261H203V262H201ZM126 264H127V261H126ZM221 264H225V263L222 261Z\"/></svg>",
	"mask_w": 264,
	"mask_h": 264
},
{
	"label": "trees",
	"instance_id": "5",
	"mask_svg": "<svg viewBox=\"0 0 264 264\" xmlns=\"http://www.w3.org/2000/svg\"><path fill=\"white\" fill-rule=\"evenodd\" d=\"M206 13L209 15L210 18V26H215L217 23H221L226 19V16L231 13V11L234 8V5L239 0H206ZM258 14L260 15L262 21L264 23V13L262 14V9L257 10ZM249 26L248 19L246 18V24L245 27L237 30V32H232L233 37L238 36L239 39L236 42L237 52L235 54V61H241L245 57V52L247 46L256 38V35L253 33L257 31L259 34L258 36H264V27L263 25H260L255 28L253 32L247 31L246 27ZM254 27V26H253ZM241 31H244L242 33ZM239 33V34H238ZM212 34V33H210ZM258 64L260 69L264 72V55H261L258 58ZM113 72L106 70L104 73L100 74L101 80H103V83L107 86H110L113 83ZM221 87H214V86H205L203 84L197 85V92L200 95L205 94V92L212 93L214 95H219ZM226 99H221L219 102V105L221 106V111L223 114H225L227 125H230L231 127H235L238 125L239 118L235 113H233L230 106L226 103ZM186 120V117L182 114L181 116H178L174 119H169L165 123L164 127V133L166 135V143L168 145H177L180 141H183L186 143V145L195 153L199 152V149L201 147V143L194 140L190 134L186 131L180 132L177 123ZM219 127L216 123H213L211 126L210 131H215ZM264 141V138H263ZM199 145L200 147L196 146ZM205 146V144H204ZM203 146V147H204ZM216 148V147H214ZM224 148V147H223ZM225 152L226 149L224 148ZM215 153L218 157V160L220 162L224 161V155L221 153L220 149H215ZM227 153V152H226ZM228 155V154H227ZM150 163H146L145 165H148ZM245 168L249 167L246 165ZM142 175L144 180L147 182L149 181V178L152 177V183L155 188H161L162 185L159 184V175L161 173V169L156 165L151 166H145L141 169ZM186 175V174H184ZM99 176V175H97ZM187 178L189 177L186 175ZM96 177V176H95ZM186 178V181L188 180ZM201 178V174L199 172L195 173V176L192 177V180L194 182H198ZM156 179L157 182L154 180ZM103 181V177L99 176L96 179H86L82 182L80 186H77L75 188L76 192H78V197L76 198L75 202L80 205V209L83 210L85 213H93L96 212V210L103 209V210H114L111 209L110 200L103 199L98 194L99 186L101 185V182ZM150 184L149 182H147ZM193 184V183H192ZM192 184H189L187 186H191ZM59 184L56 182H50L47 185H44L42 187H38L36 190L41 194H47L50 193L53 189L58 188ZM166 189H168L167 186H163ZM245 190H248L249 192L245 195L251 209L254 211L255 209H258V200L261 196L264 197V169L258 171V173L252 178H239L234 183H232L228 187L227 193L221 194L217 196L216 198V205L219 206L222 202H224L226 199L236 195V194H243ZM127 195L129 197V202H135L136 199L139 197L138 194H135L131 191H127ZM33 200V194L30 192H24L20 191L18 188H13V193L8 194L4 191H0V203L7 202L10 205L18 206V207H25L28 206ZM135 200V201H134ZM128 201V200H126ZM208 205L210 206V203L208 201ZM46 210L53 215L59 214L56 208L52 203H49L46 207ZM195 211L194 208H189L184 216L179 221V234H180V240L182 243V248L185 251L191 252L194 250L195 246L193 244L192 238L193 235L196 232V229L200 225V222H194L195 220ZM18 214V213H15ZM156 214V213H154ZM152 214V215H154ZM155 219H158L160 221V239L165 243L166 248L171 249L175 246V228H176V213L172 210H163L159 211L157 214V217ZM155 219H152L149 223L150 228H154L155 226ZM115 220V219H113ZM118 220V219H117ZM136 226H130L137 228V221L136 219H132ZM67 223L70 226H77L78 225V231L82 235V237H87V243L84 246L85 250V260L87 264H90L93 260V256L100 251V248L95 242L94 235L99 230H111L113 231L118 237L119 241L122 245V247L125 250V253L127 252L128 248L130 247L131 243L126 238V231L121 226L113 223H106L103 227L97 228L96 232L89 236L88 235L92 232V227L90 224L86 223L84 220L79 219H71L67 220ZM129 227V229H130ZM254 228H257L261 230V227H257V225L253 226ZM234 226L232 224H228L223 230V234L220 236L218 244H225L228 242V239L230 237L231 232L233 231ZM153 229H145L143 226V220H140L139 222V231L142 236L145 238L153 239L158 250L165 254V251L162 249V245L159 244L155 240V232H152ZM130 231V230H129ZM136 240V239H135ZM205 242L204 240H200L196 247L203 249ZM251 262L253 263V257L250 256ZM132 264H145V261H141L138 256L136 258L132 259Z\"/></svg>",
	"mask_w": 264,
	"mask_h": 264
},
{
	"label": "built area",
	"instance_id": "6",
	"mask_svg": "<svg viewBox=\"0 0 264 264\" xmlns=\"http://www.w3.org/2000/svg\"><path fill=\"white\" fill-rule=\"evenodd\" d=\"M102 2H104L103 0H101ZM97 2H99V4H101L102 2H100L99 0L97 1ZM84 5H86V7H85V9L86 10H89L88 9V6H87V4H84ZM101 5H104V3H102ZM75 9H80V10H82V8L81 7H79L78 5L77 6H75L74 7ZM184 12L188 15V13L189 14H191V15H195L194 13H192L190 10H187V8H185L184 9ZM236 12H239V11H234L233 13H231L229 16H228V18L227 19H229V22H228V26H231V23L233 22V21H237V18H235V13ZM194 21V20H193ZM141 24H143V23H141ZM191 27H196V24H195V21L193 22V25L192 26H189V28H191ZM185 28H187V26H182V25H180V27H178V28H176V29H172V31H171V33H175V34H178L179 36H186V34H184V33H186V30H185ZM190 34V33H189ZM193 36V35H192ZM264 39V38H263ZM106 52V51H105ZM104 52V53H105ZM108 53V52H107ZM260 54H263L262 52L260 53ZM102 55V57L104 58V56L105 55H107V54H101ZM111 60L112 61H114V58L112 59L111 58ZM61 133V134H60ZM57 132L56 133V135H57V142H58V144L60 145V146H62V144H63V141L65 140H67L66 139V135H67V131L66 130H62L61 132ZM58 134H60V136L58 135ZM167 151V150H166ZM168 152V151H167ZM70 155H72V153H69ZM169 154V153H168ZM124 160H125V164L126 165H131V161L129 160V159H125L124 158ZM65 162H68L67 160H65ZM130 167V166H129ZM75 172L76 173H78V170L77 169H75ZM118 172H120L119 170H118ZM122 173V172H121ZM248 192V190H246L245 191V193H247ZM99 194H100V192H99ZM244 196V195H243ZM242 195H237L236 197L234 196L233 198H231V199H228V200H226L224 203H222L221 205H220V207L219 208H215V207H213L212 209H211V211H212V216H217V217H221V219H222V221L224 220V224H226V225H228L229 223L231 224V221H229L228 220V218H224L228 213H230L229 211L233 208L232 207V202L234 201V199L235 198H238V200H243V197ZM102 197V196H101ZM103 198V197H102ZM103 199H105V198H103ZM232 199H233V201H232ZM213 205H214V203H213ZM197 221H200L201 219L199 218V219H196ZM210 221L212 222L213 220H211L210 219ZM251 220H250V222L248 221L247 223H248V226H249V228H250V224H251ZM235 223L239 226V222L238 221H235ZM257 223L259 224V225H262V224H264V216H261V217H258V220H257ZM257 224V225H258ZM220 225L221 224H219L218 226H219V228H221L220 227ZM221 230H222V228H221ZM250 231V230H249ZM248 231V232H249ZM205 231H204V229L203 228H201V227H199L198 228V230H197V233H196V235H194V237H193V243L196 245L197 243H198V241H199V239H200V236H202V234L204 233ZM242 232H241V230H239L236 226H235V228L233 229V231L231 232V234H230V238H229V244L227 245V247H226V245H223V246H218V245H215V249H216V251L217 252H224V251H226V248H230V250L227 252V253H225V258H226V260H223V262L225 263V264H238L237 263V260L235 259V255L233 254V253H235V251L238 249V247L241 245V246H245V244L246 243H248V240H244L246 237L244 236V237H242V234H241ZM222 234V231H218V232H215L213 235H212V237H213V240H212V242H216L217 241V239L219 238V236ZM204 235V234H203ZM248 237L251 239V240H249L250 242L247 244V246H245V252H246V254L247 255H249V254H253L254 255V258H255V264H264V227H263V229L262 230H257V229H251V231L249 232V235H248ZM242 241V242H241ZM196 253H197V257L199 258L200 256L202 257V254L199 252V251H196ZM200 259V258H199ZM212 263L213 264H221L222 263V261H219V259H214L213 261H212ZM250 264V263H249ZM251 264H254V262L253 263H251Z\"/></svg>",
	"mask_w": 264,
	"mask_h": 264
},
{
	"label": "water",
	"instance_id": "7",
	"mask_svg": "<svg viewBox=\"0 0 264 264\" xmlns=\"http://www.w3.org/2000/svg\"><path fill=\"white\" fill-rule=\"evenodd\" d=\"M163 9H165V10H167V8H163ZM151 14H152V12H150ZM94 30V32L95 33H99L100 32V29H98V28H94L93 29ZM158 38L157 37H154V39H152L151 41L153 42V41H156ZM256 61H257V58H256ZM90 63H91V66L94 68V69H96L97 71H99V72H101L103 69H109V70H112V69H114L115 68V63L113 62V61H110V58L108 57V56H106L105 57V59H104V62L102 63V65H99L98 64V61L96 60V59H91L90 60ZM172 72H173V74L175 75L174 76V79H173V81L174 82H177L178 81V76H177V74H178V71L176 70V69H173L172 70ZM261 73L264 75V72L263 71H261ZM256 79H260L258 76L256 77ZM263 79V78H262ZM142 88H139V91L140 92H142ZM137 97H139V95H137ZM134 100V99H133ZM176 102L178 103V104H182L183 103V101L180 99V98H178V99H176ZM180 107V106H179ZM103 109L101 108L100 109V111H102ZM109 118L110 117H107V118H105L106 120H109ZM170 166V163H168L167 164V167H169ZM261 165H259V167H260ZM245 173H247L246 175H248L250 178H253L254 176H255V173H249V172H245ZM239 178V177H238ZM237 180V179H236ZM235 180V181H236ZM234 181V182H235ZM202 183V185L204 184V181H201ZM232 184V183H231ZM231 184H229V186L231 185ZM228 186V187H229ZM206 198H204V200H205ZM196 200H198V199H196ZM16 211H18L19 213L21 212V211H23V210H21V209H15ZM169 210H171V209H169ZM172 211H174V210H172ZM174 212H176L177 213V215H176V228L178 229L179 228V220L182 218V216H183V214H184V212L182 213V214H180L179 213V211H174ZM88 223H91V222H88ZM93 229V233H94V231L96 230V229H94V228H92ZM156 231H158L159 230V228H156L155 229ZM177 234L179 235V231L177 230ZM181 242V241H180ZM176 244H177V239H176ZM161 245H162V247H165V244L164 243H161ZM142 256H143V253H142ZM96 258V255H94L93 256V259H95Z\"/></svg>",
	"mask_w": 264,
	"mask_h": 264
},
{
	"label": "crops",
	"instance_id": "8",
	"mask_svg": "<svg viewBox=\"0 0 264 264\" xmlns=\"http://www.w3.org/2000/svg\"><path fill=\"white\" fill-rule=\"evenodd\" d=\"M110 111V110H109ZM107 127L105 126V127H103L101 130L103 131V130H105ZM100 130V133L102 134V131ZM96 135V134H95ZM97 135H99V134H97ZM96 135V136H97ZM127 135H129L128 133H127ZM142 139V138H141ZM103 140H104V138H103ZM150 140V136L149 135H147V140H146V143L148 142ZM126 148V145H124V149ZM122 151H124V150H122Z\"/></svg>",
	"mask_w": 264,
	"mask_h": 264
}]
</instances>
